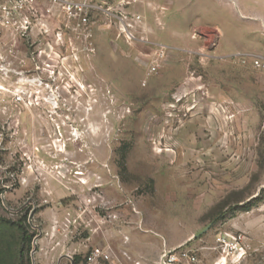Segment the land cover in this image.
Wrapping results in <instances>:
<instances>
[{
  "label": "rangeland",
  "instance_id": "obj_1",
  "mask_svg": "<svg viewBox=\"0 0 264 264\" xmlns=\"http://www.w3.org/2000/svg\"><path fill=\"white\" fill-rule=\"evenodd\" d=\"M126 7L132 41L44 1L0 23V264H213L224 232L264 264V0Z\"/></svg>",
  "mask_w": 264,
  "mask_h": 264
},
{
  "label": "built area",
  "instance_id": "obj_2",
  "mask_svg": "<svg viewBox=\"0 0 264 264\" xmlns=\"http://www.w3.org/2000/svg\"><path fill=\"white\" fill-rule=\"evenodd\" d=\"M42 1L61 4L71 15L76 14L79 18L82 15L84 23L89 20L92 10H100L105 20H108V25L113 20L118 22L127 41L136 39L135 32L142 20L140 14L127 10L126 4H130L133 0H117L114 8L108 5L107 0H0V23L19 24L21 29H27L31 17L36 18L39 15L38 10ZM254 64L260 65L257 61ZM213 249L218 254L213 264H241L248 253V246L242 240V236L228 232L220 233L215 237ZM97 258L109 260L110 255L101 248L94 247L86 261L91 264ZM198 262L199 257L195 250L186 246L165 247L159 256V264H197Z\"/></svg>",
  "mask_w": 264,
  "mask_h": 264
}]
</instances>
